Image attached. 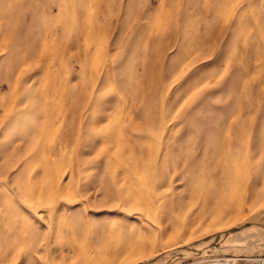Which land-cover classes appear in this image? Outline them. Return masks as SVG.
<instances>
[{
	"label": "rangeland",
	"instance_id": "rangeland-1",
	"mask_svg": "<svg viewBox=\"0 0 264 264\" xmlns=\"http://www.w3.org/2000/svg\"><path fill=\"white\" fill-rule=\"evenodd\" d=\"M231 254H264V0H0V264Z\"/></svg>",
	"mask_w": 264,
	"mask_h": 264
},
{
	"label": "built area",
	"instance_id": "built-area-1",
	"mask_svg": "<svg viewBox=\"0 0 264 264\" xmlns=\"http://www.w3.org/2000/svg\"><path fill=\"white\" fill-rule=\"evenodd\" d=\"M179 264H264V254L206 255Z\"/></svg>",
	"mask_w": 264,
	"mask_h": 264
},
{
	"label": "bare ground",
	"instance_id": "bare-ground-1",
	"mask_svg": "<svg viewBox=\"0 0 264 264\" xmlns=\"http://www.w3.org/2000/svg\"><path fill=\"white\" fill-rule=\"evenodd\" d=\"M239 232V231H238ZM231 237V236H230ZM213 237H211L210 239H212ZM212 242V241H211ZM197 246H193V249H196ZM183 251L185 250H180V253H182ZM189 251H192V249H188L186 250L185 252H189ZM184 253V252H183Z\"/></svg>",
	"mask_w": 264,
	"mask_h": 264
}]
</instances>
